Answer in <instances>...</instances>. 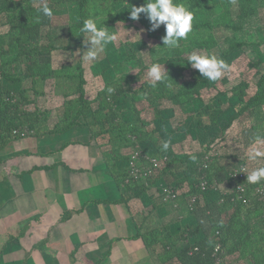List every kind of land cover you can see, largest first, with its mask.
<instances>
[{"label":"trees","instance_id":"obj_1","mask_svg":"<svg viewBox=\"0 0 264 264\" xmlns=\"http://www.w3.org/2000/svg\"><path fill=\"white\" fill-rule=\"evenodd\" d=\"M43 2L0 0V150L18 139L13 130L51 140L82 132L64 145L85 134L120 201L127 209L141 202L133 237L155 264H264V197L256 192L264 181L233 177L240 166H264L247 156L264 136V0H175L194 19L171 51L163 24L150 30L146 14L130 18L126 7L146 0H47L51 18L39 12ZM89 18L117 35L94 60L84 58L90 44L80 32ZM192 52L216 54L229 68L209 81L187 62ZM155 62L169 77L153 87ZM135 153L146 176L131 173ZM161 186L176 198L162 202ZM159 210L158 222L142 228Z\"/></svg>","mask_w":264,"mask_h":264},{"label":"crops","instance_id":"obj_2","mask_svg":"<svg viewBox=\"0 0 264 264\" xmlns=\"http://www.w3.org/2000/svg\"><path fill=\"white\" fill-rule=\"evenodd\" d=\"M79 134L28 135L0 150V264H155L133 237L141 202L120 201L85 134L64 145Z\"/></svg>","mask_w":264,"mask_h":264},{"label":"clouds","instance_id":"obj_3","mask_svg":"<svg viewBox=\"0 0 264 264\" xmlns=\"http://www.w3.org/2000/svg\"><path fill=\"white\" fill-rule=\"evenodd\" d=\"M126 4L130 5L127 2ZM126 8L130 9V18L133 20H138L141 13L146 14L151 23L150 30H155L163 24L166 35L162 38V43L164 48L169 51L178 48L180 41L187 39L188 34L192 32L194 12L185 3H177L175 0H146L140 6L130 5V7ZM39 12L48 18L54 15L53 9L49 6L47 0H44ZM108 28L104 24L98 27L97 20L94 18L83 21L80 32L86 34V43L90 44V47L87 48L84 54L85 59H96L109 43L117 40L116 33L109 32ZM187 62L197 69L204 78L213 82L219 80L224 71L229 68V65L223 59L218 58L216 54L192 52L188 56ZM147 75L153 87L158 83L165 82L169 77L165 67L159 62L151 65ZM108 91L112 92L113 89L108 88ZM170 144L171 141H165L162 149L168 150ZM247 156L251 162L264 161V136L255 137ZM245 172L247 173V182L250 184H258L264 181V166L256 167L250 172Z\"/></svg>","mask_w":264,"mask_h":264},{"label":"built area","instance_id":"obj_4","mask_svg":"<svg viewBox=\"0 0 264 264\" xmlns=\"http://www.w3.org/2000/svg\"><path fill=\"white\" fill-rule=\"evenodd\" d=\"M32 131L29 130L28 128H23L22 130H13L12 131V135H15L17 136L18 138H25L26 136H28L29 134H31ZM137 157V154L135 153L134 155L131 156L130 158V166L131 168L133 167L131 173L133 175H136L137 173H142L143 175H147V173H150V170L148 168H142L141 170H137L134 166V162H135V159ZM151 163L154 165V160H151ZM244 174H245V168L240 166L239 168H237L234 173H233V177L235 178H240L241 181L243 180L244 178ZM201 186V189H204L205 188V183L204 182H201L200 184ZM237 190L238 191H243V187L241 185H238L237 187ZM160 192H161V201L162 202H169V201H173L176 197L175 195L173 194V192L168 189L167 187H160ZM257 194L260 195V196H263L264 197V184L259 187L257 189ZM172 203V202H171ZM176 205H173V208L175 209ZM263 207H264V204H263ZM219 250V246L216 245L215 246V249L214 251L217 252Z\"/></svg>","mask_w":264,"mask_h":264},{"label":"rangeland","instance_id":"obj_5","mask_svg":"<svg viewBox=\"0 0 264 264\" xmlns=\"http://www.w3.org/2000/svg\"><path fill=\"white\" fill-rule=\"evenodd\" d=\"M253 33V36L255 37V39H260L261 38V35L256 33L255 31L252 32ZM84 129V128H83ZM47 137V136H46ZM50 137V136H49Z\"/></svg>","mask_w":264,"mask_h":264}]
</instances>
